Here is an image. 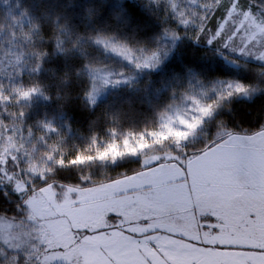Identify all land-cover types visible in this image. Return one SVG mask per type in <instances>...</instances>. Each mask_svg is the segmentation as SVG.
<instances>
[{"label": "snow or ice", "instance_id": "obj_1", "mask_svg": "<svg viewBox=\"0 0 264 264\" xmlns=\"http://www.w3.org/2000/svg\"><path fill=\"white\" fill-rule=\"evenodd\" d=\"M139 2L160 24L144 39L100 24L103 0H90L80 21L38 0V11L8 8L0 22V264H264V123L237 131L217 119L234 98L264 94V68L251 85L185 66L154 91L151 81L137 87L186 38L264 64V0H229L220 23L210 22L221 0H185V10L178 0ZM229 21L239 27L226 30ZM122 86L151 110V130L125 134L129 113L100 109L105 90ZM37 99L57 104L59 123L30 116ZM78 117L87 132L71 144L66 129ZM127 158L138 161L131 174L96 181L93 168ZM67 169L74 180L58 177Z\"/></svg>", "mask_w": 264, "mask_h": 264}, {"label": "trees", "instance_id": "obj_2", "mask_svg": "<svg viewBox=\"0 0 264 264\" xmlns=\"http://www.w3.org/2000/svg\"><path fill=\"white\" fill-rule=\"evenodd\" d=\"M183 9L185 0H179ZM69 0H46V3L52 10L58 8L65 12V14L72 21H80L82 14L86 11V7L90 3V0H70L72 8H64L63 6L68 3ZM99 3V0H97ZM38 0H0V22L3 21L7 14L8 8H11L14 14L19 15L20 11L31 9L33 12L38 11L35 4ZM17 5L23 7L17 8ZM224 6H228V0H221V7L218 14L214 13L215 20L210 23H218L220 16L224 15ZM255 7V6H254ZM121 8L123 9L121 11ZM184 10V9H183ZM98 20L100 24H108L110 28H119L123 33L131 35L136 33L137 38L144 39L160 30V24L157 22L154 16L149 15L140 5L139 0H103V4L98 9ZM122 15L127 20V24H120L115 15ZM31 17L24 20L27 24ZM95 51V50H94ZM100 55V59L112 67L124 66L122 62L114 58L111 55L96 53ZM228 57V59H226ZM230 60H236L237 63L233 64ZM246 64V67L243 66ZM185 66L194 67L196 71L201 75V79L214 80L217 77L228 78L236 81H240L246 85H251L257 82V72L264 68V64L256 62L254 60H245L234 56L225 55L216 51L215 45H209L205 41L201 40L195 42L191 39H185L184 42L179 45L173 52L171 58L161 66L159 70L147 72L146 74L138 77L137 87L144 88L146 84L151 81V89L154 91L159 87V81L170 77L173 73H181ZM24 79H27L25 75ZM261 84H264V80H260ZM167 99L166 93H161L159 100L164 102ZM102 103L100 109L105 106L111 105L115 111H124L129 113V119L123 121L122 130L125 134L133 131L151 130L145 128V116L151 115V110L146 104L139 102V96L133 95V93L125 87L117 89H107L101 97ZM129 101L133 102L132 109L129 107ZM232 113L229 114L227 110L222 111L217 119L225 120L229 127L235 128L237 131L241 129L253 130L258 128L264 123V94L256 97L252 103H248L245 100L234 98L231 101ZM76 111L75 107L73 109ZM132 111V112H131ZM47 113L50 118L56 115L54 123H59V117L57 114V104L54 101L45 102L43 100H35L33 106L30 109V116L32 118H38L39 116ZM99 116V110L97 111ZM89 119H96L94 116H89ZM105 130H110L109 126H106L103 120L97 123V131L100 135H104ZM210 131H215V124L213 123L209 127ZM87 132V119L84 117H78L75 124L69 126L66 129V136L71 137L69 143L77 144L82 143L78 139L79 136H83ZM75 133V136L73 135ZM97 134L96 132L93 133ZM39 135V133H37ZM103 138V137H102ZM138 168V161L134 158H127L119 161L115 166H109L107 170L100 168H93V171L98 174L95 177L98 183L106 182L105 176L112 178H118L119 173L129 172ZM76 171L74 169H67L58 172L59 178H66L74 180L76 178ZM69 180V183L72 181ZM5 205L7 202L5 201Z\"/></svg>", "mask_w": 264, "mask_h": 264}, {"label": "rangeland", "instance_id": "obj_3", "mask_svg": "<svg viewBox=\"0 0 264 264\" xmlns=\"http://www.w3.org/2000/svg\"><path fill=\"white\" fill-rule=\"evenodd\" d=\"M178 2H180L179 0H178ZM231 5L229 4V0H228V7H230ZM183 9H184V7H183ZM182 9V10H183ZM185 10V9H184ZM203 13H201V15H202ZM224 15H226V13H224ZM242 19V18H241ZM221 21L219 20V22L218 23H220ZM235 24L236 25V27H239V21H229V23L228 24H225V29L227 30L232 24ZM240 35L241 36H243V35H245V33L244 32H241L240 33ZM239 40V37H237V41ZM205 43H207L206 41H205ZM208 44V43H207ZM220 53H222V54H227V55H229V56H234V57H237V58H241V59H245V60H254V59H252V58H250V57H242V56H240L239 54H233V53H231V52H229V51H227V50H223L222 52H220ZM111 56H113L114 58H116V59H118L120 62H122V63H124L123 65L124 66H118V67H113V68H115V69H118V70H121V71H127L128 70V65L126 64V62H124V61H122V60H120L118 57H115L114 55H111ZM254 61H256V60H254ZM256 62H258V61H256ZM260 63V62H259ZM107 90V89H106ZM105 90V91H106ZM104 94V93H103ZM102 94V95H103Z\"/></svg>", "mask_w": 264, "mask_h": 264}]
</instances>
